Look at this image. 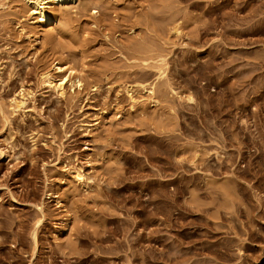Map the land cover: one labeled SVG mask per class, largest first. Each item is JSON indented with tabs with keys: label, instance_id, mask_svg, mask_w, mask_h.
Returning <instances> with one entry per match:
<instances>
[{
	"label": "rangeland",
	"instance_id": "374dc122",
	"mask_svg": "<svg viewBox=\"0 0 264 264\" xmlns=\"http://www.w3.org/2000/svg\"><path fill=\"white\" fill-rule=\"evenodd\" d=\"M73 1L0 0V264H264V0Z\"/></svg>",
	"mask_w": 264,
	"mask_h": 264
},
{
	"label": "bare ground",
	"instance_id": "6f19581e",
	"mask_svg": "<svg viewBox=\"0 0 264 264\" xmlns=\"http://www.w3.org/2000/svg\"><path fill=\"white\" fill-rule=\"evenodd\" d=\"M26 3L28 4L31 13L37 15V18L39 19V21L37 22L39 23V25L45 28L47 26H53L55 28L61 27L60 18H58L57 16L58 14L56 15L54 9L51 7L59 4H72L73 7L75 4L73 0H26ZM33 35L37 36V33H33ZM56 68L58 71H64V69H66L68 74L61 80H59L58 84L56 85L58 91L62 93L63 84L68 81V77H70V75H73L75 71L72 68H66L63 65H58ZM150 92H152V90Z\"/></svg>",
	"mask_w": 264,
	"mask_h": 264
}]
</instances>
